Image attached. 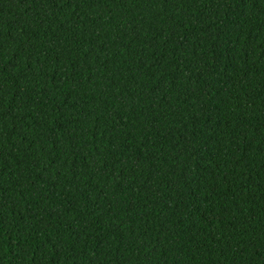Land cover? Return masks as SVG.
I'll return each mask as SVG.
<instances>
[{
    "label": "trees",
    "instance_id": "trees-1",
    "mask_svg": "<svg viewBox=\"0 0 264 264\" xmlns=\"http://www.w3.org/2000/svg\"><path fill=\"white\" fill-rule=\"evenodd\" d=\"M0 264H264V0H0Z\"/></svg>",
    "mask_w": 264,
    "mask_h": 264
}]
</instances>
